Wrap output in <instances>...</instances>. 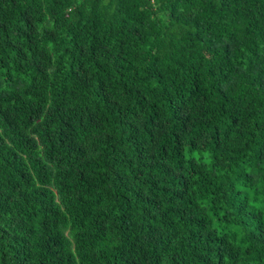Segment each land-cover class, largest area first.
<instances>
[{"label": "trees", "instance_id": "16d2710c", "mask_svg": "<svg viewBox=\"0 0 264 264\" xmlns=\"http://www.w3.org/2000/svg\"><path fill=\"white\" fill-rule=\"evenodd\" d=\"M0 264H264V0H0Z\"/></svg>", "mask_w": 264, "mask_h": 264}]
</instances>
